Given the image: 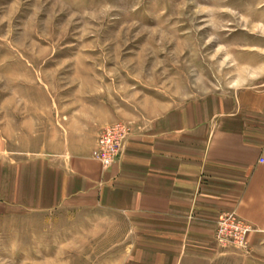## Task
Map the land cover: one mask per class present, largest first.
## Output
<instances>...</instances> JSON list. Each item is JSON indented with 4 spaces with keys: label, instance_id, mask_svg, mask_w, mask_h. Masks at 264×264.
Returning <instances> with one entry per match:
<instances>
[{
    "label": "rangeland",
    "instance_id": "rangeland-1",
    "mask_svg": "<svg viewBox=\"0 0 264 264\" xmlns=\"http://www.w3.org/2000/svg\"><path fill=\"white\" fill-rule=\"evenodd\" d=\"M253 1L0 0V133L16 149L56 152L134 127L152 103L264 83ZM134 229L100 208L15 215L0 222V264H121ZM218 246L228 264L264 260Z\"/></svg>",
    "mask_w": 264,
    "mask_h": 264
},
{
    "label": "crops",
    "instance_id": "crops-1",
    "mask_svg": "<svg viewBox=\"0 0 264 264\" xmlns=\"http://www.w3.org/2000/svg\"><path fill=\"white\" fill-rule=\"evenodd\" d=\"M253 2L264 20V0ZM144 110L107 170L93 158L97 140L32 151L0 133V222L100 208L134 221L121 264H228L215 235L235 214L254 229L251 259H264V83Z\"/></svg>",
    "mask_w": 264,
    "mask_h": 264
},
{
    "label": "built area",
    "instance_id": "built-area-1",
    "mask_svg": "<svg viewBox=\"0 0 264 264\" xmlns=\"http://www.w3.org/2000/svg\"><path fill=\"white\" fill-rule=\"evenodd\" d=\"M132 127L125 123H115L101 131L93 158L103 169L116 164L124 146L132 135ZM254 231L252 226L235 214H226L218 222L215 240L219 245H232L239 249H248V236Z\"/></svg>",
    "mask_w": 264,
    "mask_h": 264
}]
</instances>
